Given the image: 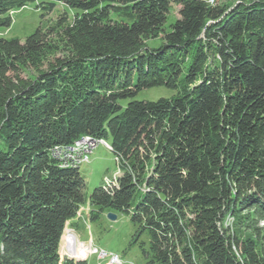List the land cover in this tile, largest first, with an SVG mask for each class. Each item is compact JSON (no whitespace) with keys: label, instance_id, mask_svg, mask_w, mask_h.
Masks as SVG:
<instances>
[{"label":"trees","instance_id":"1","mask_svg":"<svg viewBox=\"0 0 264 264\" xmlns=\"http://www.w3.org/2000/svg\"><path fill=\"white\" fill-rule=\"evenodd\" d=\"M29 3L71 13L0 36V264H87L59 256L86 203L129 216L143 264H264V0H0V28ZM83 137L120 170L88 198L52 156Z\"/></svg>","mask_w":264,"mask_h":264},{"label":"rangeland","instance_id":"2","mask_svg":"<svg viewBox=\"0 0 264 264\" xmlns=\"http://www.w3.org/2000/svg\"><path fill=\"white\" fill-rule=\"evenodd\" d=\"M177 9L178 7L176 6L171 7L164 26L165 30L168 31L170 24L177 18ZM63 11L71 13L69 9H64L62 6L57 5L54 11L45 15L43 10L36 8L35 3H29L27 6L12 13V24L10 28H0V36L5 39H17L23 42L25 38L31 35L36 29L40 28L45 30L55 26ZM161 42L162 40L160 37L149 38L146 44L149 48H157L162 44ZM61 55V47L58 46L53 52L44 54L37 68L29 71H22L21 74L28 78L32 75H37L47 70L53 60ZM172 94V92L166 89L157 88L142 91L135 99L138 101L144 100L154 102L160 98L170 97ZM122 104L124 106L126 102ZM76 162L78 163V160H76ZM119 172L120 170L115 161V156L111 151L101 144L92 147L88 163L83 162L79 168V173L85 180V189L83 190L84 197L88 198L94 189L101 187L105 180H112ZM86 210H89L87 203L83 206L81 211L83 218L80 220L76 218L72 220L74 233L69 231L70 233L65 235V231L63 234V236L65 235L66 253L71 255L74 254L77 258L85 256L88 250L85 248H78L79 246L76 244L77 241L78 243L81 241L84 243L80 244L85 247L93 246L99 250L103 249L108 253L116 254L118 257L120 256L126 264L144 263L139 244L142 241L146 244L145 247H147V238L146 236H141L140 240L133 242L135 227L131 223L129 216L118 214L115 220H110L107 217L108 214L103 213L99 214L96 219L90 220L87 218L88 213ZM243 214L246 215L248 212H244ZM260 227L264 228V221L260 222ZM76 236H78L80 241ZM88 253L90 254V250ZM88 256L89 255H87V258ZM105 261L107 260L98 261V255L90 256L87 264H105Z\"/></svg>","mask_w":264,"mask_h":264},{"label":"built area","instance_id":"3","mask_svg":"<svg viewBox=\"0 0 264 264\" xmlns=\"http://www.w3.org/2000/svg\"><path fill=\"white\" fill-rule=\"evenodd\" d=\"M209 3L212 4L213 0H209ZM77 142L79 143V147H82V155H68L66 154V150L62 148H55L53 151L55 152V156L58 157V160L64 159L65 157H79V160H86L89 159L92 146H97L98 144L104 146L102 140H94L86 137L79 139ZM106 148L108 150H111V148ZM90 254L98 255L99 259H105L109 257V264H121L117 262L116 258L113 255L107 254V252L103 250H97L93 248L90 250Z\"/></svg>","mask_w":264,"mask_h":264},{"label":"bare ground","instance_id":"4","mask_svg":"<svg viewBox=\"0 0 264 264\" xmlns=\"http://www.w3.org/2000/svg\"><path fill=\"white\" fill-rule=\"evenodd\" d=\"M86 138H89V137H86ZM102 142H103L104 146L110 148V146L104 140H102ZM92 147H95V146H92ZM64 150H66V154H68V155H82V147H79V143L78 142H75L73 144V146H71V147L69 146L68 148H65ZM91 150H92V148H91ZM52 156L54 157V159L58 160V157L55 156V152L54 151H52ZM76 160H78V163H81V164H78L76 162ZM59 161L61 162V165H69V164H72L74 166L79 167V166L82 165L83 162L84 163H87L89 161V159L79 160V157H65L64 159H61ZM69 233L70 232H68L67 234H69ZM76 244L79 246L78 248H85V249H87L85 246L82 247L81 244L78 243V242ZM65 245H66V243H65ZM72 255H74V254H72ZM113 256L116 258V260H117L118 263H121V260L118 258V256H116V255H113ZM71 258H77V257L74 255Z\"/></svg>","mask_w":264,"mask_h":264},{"label":"water","instance_id":"5","mask_svg":"<svg viewBox=\"0 0 264 264\" xmlns=\"http://www.w3.org/2000/svg\"><path fill=\"white\" fill-rule=\"evenodd\" d=\"M107 217L110 219V220H115L116 219V215L114 214H108Z\"/></svg>","mask_w":264,"mask_h":264},{"label":"crops","instance_id":"6","mask_svg":"<svg viewBox=\"0 0 264 264\" xmlns=\"http://www.w3.org/2000/svg\"><path fill=\"white\" fill-rule=\"evenodd\" d=\"M69 224H71V225H69ZM67 225L72 226L73 225L72 221L68 222Z\"/></svg>","mask_w":264,"mask_h":264}]
</instances>
